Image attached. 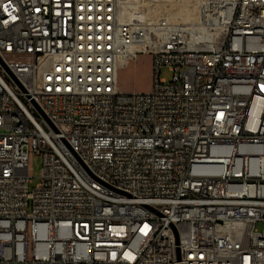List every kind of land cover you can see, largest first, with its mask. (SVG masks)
<instances>
[{
	"label": "built area",
	"instance_id": "1",
	"mask_svg": "<svg viewBox=\"0 0 264 264\" xmlns=\"http://www.w3.org/2000/svg\"><path fill=\"white\" fill-rule=\"evenodd\" d=\"M123 2L0 0V264H264V0Z\"/></svg>",
	"mask_w": 264,
	"mask_h": 264
},
{
	"label": "rangeland",
	"instance_id": "2",
	"mask_svg": "<svg viewBox=\"0 0 264 264\" xmlns=\"http://www.w3.org/2000/svg\"><path fill=\"white\" fill-rule=\"evenodd\" d=\"M138 1V2H137ZM127 0L125 3H130L134 5H141L143 3L150 4V7L153 9L154 5L162 4L161 0ZM199 0H170V2H164L167 6L165 9L156 8L153 14H166L171 17V14L168 10H175L177 7L182 5L192 7L194 6L197 9V3ZM174 2V3H173ZM178 2V3H177ZM177 3V4H176ZM170 5V6H168ZM147 12V10H145ZM159 78L170 81L171 74L166 69L163 68L159 73ZM152 66H151V57L148 54H138L133 61H130L128 65L118 72L117 78V88L119 92L125 95L131 94H148L152 89ZM41 157L39 155L32 154L29 157V170L28 175L31 178L29 184V190H32L39 183V177L41 175Z\"/></svg>",
	"mask_w": 264,
	"mask_h": 264
},
{
	"label": "bare ground",
	"instance_id": "3",
	"mask_svg": "<svg viewBox=\"0 0 264 264\" xmlns=\"http://www.w3.org/2000/svg\"><path fill=\"white\" fill-rule=\"evenodd\" d=\"M125 1H127V0H124V2L122 4V11H123V13H127L128 15L133 16V17L142 16L145 13L151 14V13L155 12L156 8L165 9V7L167 5L164 4V2H168V3L170 2V0H161V2H163V3L162 4L160 3L158 5H154V8L152 9L150 7V4H148V3H143L141 5L140 4L134 5V4H131V2L125 3ZM168 6H170V5H168ZM145 10H147V12ZM168 11L170 12L172 19L181 20V21H187V20L193 19L196 16V8L194 6L189 7V6L182 5L180 7H177V9H175V10H173V9L171 10V6H170V10H168Z\"/></svg>",
	"mask_w": 264,
	"mask_h": 264
}]
</instances>
